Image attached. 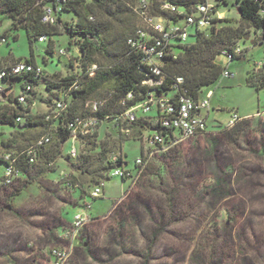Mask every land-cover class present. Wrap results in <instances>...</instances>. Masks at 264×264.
Wrapping results in <instances>:
<instances>
[{
    "label": "rangeland",
    "instance_id": "374dc122",
    "mask_svg": "<svg viewBox=\"0 0 264 264\" xmlns=\"http://www.w3.org/2000/svg\"><path fill=\"white\" fill-rule=\"evenodd\" d=\"M226 2L218 5V11L235 26L236 1ZM61 20L71 24L75 16L62 13ZM188 33L182 43L195 40L193 27ZM0 37L6 40L0 44L1 59L30 60L24 28L13 29L4 13H0ZM49 38L33 43L32 61L48 76H80L78 43L65 34ZM260 40L252 31L246 40H239L244 53L229 64L232 76L221 75L204 90L203 95L212 92L207 116L201 112L206 132L178 136L165 148L153 149L142 171L131 179L108 174L102 194L95 198L91 192L97 184L90 182L91 174L70 165L92 172L90 164H96L106 147V155L121 149L127 162L124 169L135 172L142 142L123 137L112 121H106L91 144L69 138L52 172L37 176L38 159L23 178L0 188V264H264V89L257 91L245 80L252 72H264V40ZM216 63L227 67L224 52L217 55ZM23 82L0 79L6 104L16 106ZM59 90L70 98L68 91ZM35 91L30 113L44 114L46 98L54 91L42 77ZM108 98V87L102 86L85 102L75 103L77 115L86 111V102ZM233 112L240 119L229 125ZM155 114L154 107L146 114L137 111L138 116ZM242 120L247 121L239 123ZM16 130L0 124L2 138ZM14 144L19 149L28 143L18 137ZM53 144L51 131L45 148ZM72 146L77 149L75 156L69 154ZM82 212L84 221L78 225L74 216Z\"/></svg>",
    "mask_w": 264,
    "mask_h": 264
},
{
    "label": "trees",
    "instance_id": "16d2710c",
    "mask_svg": "<svg viewBox=\"0 0 264 264\" xmlns=\"http://www.w3.org/2000/svg\"><path fill=\"white\" fill-rule=\"evenodd\" d=\"M137 1L41 0L39 2V0H0V13L6 14L12 20V28H24L26 32L31 56L29 61L33 60L32 45L39 36L45 35L48 40L50 36L65 34L69 41L78 43L83 69L80 76L71 74L60 77L56 73L50 76L45 73L42 76L46 81V87L54 91L51 98L48 95L47 100L60 96L59 88L68 91V96H70L69 99L65 97L68 101L67 111L57 119H45V114H31L30 107L24 110L20 105L10 106L5 102V98L8 97L5 91L0 93V124L17 129L9 138H2V132H0V154L1 150L20 153L46 133L50 135L51 140V131H53L54 144L45 148L48 143L37 152V160L41 161L37 176L50 173L53 171V162L60 155L63 144L72 137L71 130L64 123L75 117L85 116H94L101 123L113 122L114 118L121 116L127 109L142 103L148 97L152 88L142 84L146 78V69L141 64L138 53L127 45V38L133 35L137 23L131 9ZM149 1L151 13L163 17L169 16L158 8V0ZM161 1L170 2L189 11L203 0ZM217 1V7L219 4H227L226 0ZM235 1L236 8L239 9L237 25H232V20L225 17L215 19V25L212 27L195 30L193 42L175 45L177 49L175 58L171 55L162 57L161 70L166 77L160 86L154 88L157 95L172 93L178 88L180 92L185 90L186 94L193 99L201 97L204 90L214 84L221 76L223 69L216 63L218 54L230 49L239 40H246L250 31L261 36L260 42L262 39L264 40V0ZM43 5H51L55 8V24H44L41 21ZM62 13H72L75 20L71 24L62 22ZM90 17L93 19L90 20ZM125 21L126 25L122 27ZM47 44L45 50L49 52L48 47L52 44L50 38ZM240 57L238 56L234 60ZM93 65L96 66L94 69H92ZM250 75L245 79L246 84L257 91L264 89V72H252ZM15 78L24 79V82H30L35 86L40 77L33 78L23 75ZM177 78H182V83L177 85ZM10 79L13 78L3 81ZM76 79L79 86L76 89L70 88ZM23 83L20 88H22ZM105 85L108 87L109 98L106 101H101V107L96 112H90L86 106V111L77 115L75 103L79 100L85 102ZM35 94L36 91L33 92V97L29 99L30 106L34 103ZM127 94H131L132 97L127 99ZM24 111L27 112L26 115H23ZM18 116H23V120L17 122ZM246 121L242 120L239 123H246ZM120 123L124 127H129L131 130L129 136H133L139 141H141L143 133L152 127L151 122L143 116L136 117L133 122L122 120ZM96 136L97 132L91 137L80 138L78 143L91 144V140ZM18 137L20 140L27 141L28 144L15 149L14 143ZM106 152V147L102 148L96 164H90L89 168H93L92 172L88 168L81 170L75 163H70V165L77 172L90 173L93 178L90 182L98 184L108 177L107 173L110 166L107 164L109 154L106 155ZM2 163L0 158V165ZM33 165L26 164L24 160L20 161L21 178L27 174L28 169Z\"/></svg>",
    "mask_w": 264,
    "mask_h": 264
},
{
    "label": "built area",
    "instance_id": "2783aa9c",
    "mask_svg": "<svg viewBox=\"0 0 264 264\" xmlns=\"http://www.w3.org/2000/svg\"><path fill=\"white\" fill-rule=\"evenodd\" d=\"M159 1L158 8L168 14L163 17L161 15H154L151 13V4L149 0H138L131 9L136 17V27L132 36L127 38V45L130 49L138 53L140 62L146 69V78L142 81L143 85L152 88L148 93V97L140 104L127 109L121 116L114 118L113 122L117 126L118 131L123 136H129L130 128L124 127L120 123L122 120L127 122L135 121L137 111L141 110L143 114L148 113L152 107L155 108L156 114L152 117H145L151 122L150 127L141 137L142 154L134 162L135 172L129 169H124L127 162L123 158L121 149L116 152L109 153L107 157V164L110 169L107 173L110 176H119L123 180L125 178H132L137 173H140L144 168L149 154L155 148H165L169 143L176 140V137L184 138L195 137L206 132L205 117L208 114L209 99L212 95L211 90H207L205 94L197 99H193L186 94V91H179L178 88L172 93H162L157 95L154 88L160 86L165 80V74L161 70V59L164 55H171L175 58V45L185 42L189 37L188 27H193L194 30H203L215 25V19H222L224 16L220 14L217 7V0L215 3L209 0L194 5L189 11L184 8L174 5L170 2ZM41 2V0H39ZM41 21L44 24H55V8L51 5L42 6ZM93 18L90 17V20ZM47 40L45 35L39 36L37 41L44 42ZM6 42L4 37H0V44ZM178 42V43H175ZM227 57L228 63L221 75L223 77H231L232 73L228 66L238 56H242L244 50L239 43L233 45L230 49L223 51ZM63 54V50H59ZM96 66L93 65L92 69ZM31 76L39 78L45 75L43 69L32 61H10L0 58V79L15 78L18 76ZM182 78H177V85L182 83ZM78 80H74L70 88L76 89ZM176 85V86H177ZM175 86V87H176ZM4 90L0 86V93ZM35 86L30 82H24L19 94L16 96V106L20 105L24 110L31 108L29 99L33 97ZM131 94H127L126 98L130 99ZM102 105L101 101H89L86 106L90 112H96ZM68 108V101L64 94L48 100L46 105L45 119H57L64 115ZM205 112V117L201 112ZM27 112L24 111L23 115ZM240 119L235 113L230 114L228 120L229 125L234 124ZM23 120V116H18L16 121ZM103 123V122H102ZM94 116L75 117L68 120L64 125L71 130V140L78 143L80 138L93 136L99 126L102 124ZM50 142V135L46 133L35 141L32 145L25 148L20 153L3 152L0 154L2 159L3 172L0 175V188L8 187L22 177L19 163L21 160L28 165H33L37 160L38 150ZM69 154L75 156L77 149L75 146L70 148ZM63 176H67L61 172ZM138 176V175H137ZM103 181L95 185L91 192L92 197H99L102 194ZM76 224L80 225L84 221V213H77L74 216ZM57 257L60 252L53 251Z\"/></svg>",
    "mask_w": 264,
    "mask_h": 264
},
{
    "label": "water",
    "instance_id": "95a60500",
    "mask_svg": "<svg viewBox=\"0 0 264 264\" xmlns=\"http://www.w3.org/2000/svg\"><path fill=\"white\" fill-rule=\"evenodd\" d=\"M236 11L239 13V9L238 8H236Z\"/></svg>",
    "mask_w": 264,
    "mask_h": 264
}]
</instances>
